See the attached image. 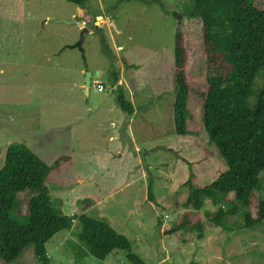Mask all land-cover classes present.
<instances>
[{
	"label": "rangeland",
	"instance_id": "1",
	"mask_svg": "<svg viewBox=\"0 0 264 264\" xmlns=\"http://www.w3.org/2000/svg\"><path fill=\"white\" fill-rule=\"evenodd\" d=\"M255 3L264 9V0ZM193 8V0H86L83 6L0 0V168L12 143L25 144L47 164L70 156L46 181L54 207L74 218L71 229L46 243L50 264L129 263L124 250L104 260L78 258L81 214L108 222L147 264H264V221L247 229L241 211L227 216L224 228L212 221L220 208H231L233 193L199 211L203 238L193 226L175 232L185 211L198 213L185 184L190 167L199 186L227 168L203 126L207 55ZM88 24L82 51L76 43ZM177 31L184 34L190 85L185 136L176 133L173 115ZM87 71H100L89 93ZM96 82L105 89L98 91ZM254 89H264V70ZM121 92L133 100V115L117 104ZM260 179L254 217L264 200V170ZM29 198L18 194L13 215L20 223ZM10 264L39 263L30 246Z\"/></svg>",
	"mask_w": 264,
	"mask_h": 264
},
{
	"label": "trees",
	"instance_id": "2",
	"mask_svg": "<svg viewBox=\"0 0 264 264\" xmlns=\"http://www.w3.org/2000/svg\"><path fill=\"white\" fill-rule=\"evenodd\" d=\"M83 6L86 0H68ZM194 14L202 24V41L207 55V92L203 103V126L209 140L224 159L227 168L207 186L194 183L190 167L186 185L190 203L198 212L185 211L175 225V232L193 226L204 237L199 211L207 202L219 206L234 194L231 208H220L212 221L225 227L229 215L241 211L244 226L257 228L264 221V200L260 199L256 217L250 210L253 191L261 190L260 173L264 170V89L255 92L257 77L264 70V9L255 0H193ZM187 50L184 34L174 36L175 98L173 115L175 131L188 134V100L190 85L186 75ZM256 100L250 104L251 97ZM119 107L129 115L134 113L132 102L123 92L117 97ZM70 156H61L52 164L45 163L28 146L10 144L0 168V260L17 261L25 249L33 248L39 264H50L46 243L58 232L71 229L73 217L54 207L46 184L50 174L58 170ZM27 192L28 214L25 223L13 215L18 194ZM150 199L153 200L149 190ZM22 213L15 214L20 219ZM192 215L196 219L192 220ZM78 239L83 247L78 258L91 255L104 260L115 250L127 252L128 264H147L131 252V243L104 220L78 216ZM161 226V221L158 222ZM75 246V245H74Z\"/></svg>",
	"mask_w": 264,
	"mask_h": 264
},
{
	"label": "water",
	"instance_id": "3",
	"mask_svg": "<svg viewBox=\"0 0 264 264\" xmlns=\"http://www.w3.org/2000/svg\"><path fill=\"white\" fill-rule=\"evenodd\" d=\"M70 22H76V19H73ZM91 28H92L91 24H88L87 27L83 28L82 31H81L80 39L76 43V46L82 51H83L82 44H83V42L85 40V37H86L87 33L90 32ZM94 75H97V76L100 75V71H93V72L87 71L85 73V78H84L83 85L86 87L87 91L89 90V86L91 84V77L94 76ZM173 231H174V229L167 231V233H172Z\"/></svg>",
	"mask_w": 264,
	"mask_h": 264
},
{
	"label": "built area",
	"instance_id": "4",
	"mask_svg": "<svg viewBox=\"0 0 264 264\" xmlns=\"http://www.w3.org/2000/svg\"><path fill=\"white\" fill-rule=\"evenodd\" d=\"M82 24H83V26H84V25H86V22L83 21ZM95 86H96V89H97L98 91H103V90L105 89V87L103 86V84H102L101 82H96V83H95Z\"/></svg>",
	"mask_w": 264,
	"mask_h": 264
},
{
	"label": "crops",
	"instance_id": "5",
	"mask_svg": "<svg viewBox=\"0 0 264 264\" xmlns=\"http://www.w3.org/2000/svg\"><path fill=\"white\" fill-rule=\"evenodd\" d=\"M107 19L110 20L109 17H108ZM96 24H97V22H96ZM87 93H89V90L87 91ZM130 101L132 102L133 100L131 99ZM132 105H133V103H132ZM133 107H134V105H133ZM134 111H135V110H134ZM133 114H134V113H133ZM133 114H132V115H133ZM160 228H161V229H165V228H167V227H166V224H165V223H161Z\"/></svg>",
	"mask_w": 264,
	"mask_h": 264
}]
</instances>
